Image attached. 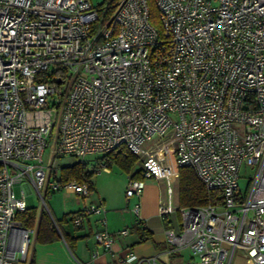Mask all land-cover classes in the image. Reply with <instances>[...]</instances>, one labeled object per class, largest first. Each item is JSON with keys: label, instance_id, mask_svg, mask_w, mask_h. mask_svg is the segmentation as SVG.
Instances as JSON below:
<instances>
[{"label": "built area", "instance_id": "2783aa9c", "mask_svg": "<svg viewBox=\"0 0 264 264\" xmlns=\"http://www.w3.org/2000/svg\"><path fill=\"white\" fill-rule=\"evenodd\" d=\"M149 1L0 0V264H27L35 229L17 216L29 188L42 201L48 189L93 199L90 182H61L54 158L87 165L122 147L140 171L127 202L145 179L170 182L184 167L211 194L197 207L159 199L161 219L179 215V231L165 232L171 252L230 264L240 250L264 264V0H151L158 27ZM243 164L255 172L245 193ZM131 211L139 220V202ZM106 212L100 199L82 204L73 224L100 217L93 238L115 264H167L113 253L128 231L110 233Z\"/></svg>", "mask_w": 264, "mask_h": 264}, {"label": "crops", "instance_id": "0c3cea01", "mask_svg": "<svg viewBox=\"0 0 264 264\" xmlns=\"http://www.w3.org/2000/svg\"><path fill=\"white\" fill-rule=\"evenodd\" d=\"M63 193L74 199L79 207L74 211H68L58 217H53L55 220H61L64 214L79 211L82 204L88 202L97 203L100 199L107 211L105 215L107 230L110 233H116L123 229L128 231L125 236L117 237L112 247L113 253L121 254L124 250H131L137 257H156L158 261L167 264H186L193 260L188 249H182L177 252L170 251L166 242L165 232L168 229L179 231V215L176 214V218L172 219L170 218V215L174 214L172 213L165 219H161L158 215L159 200L156 199L151 202L149 192L144 196L142 195L139 201H136V203H140L139 220L132 213V207L127 204L123 207L113 206L105 196L103 197L96 190L92 200L83 202H80L72 195ZM42 214L44 213H37L36 223L33 226L35 234L31 236L28 246L27 264H75V260L80 263H88L92 261V253L95 250L98 251V256L95 259L96 264H115L113 255L101 251L96 246L93 238L94 233L101 228L98 223L100 217L85 218L79 226L73 225L68 221V218L62 222L61 230L63 234L72 239L70 249L62 237L49 243H40L37 240V224ZM135 227L145 231L146 236L143 242H139V235L134 231ZM230 264L247 263L243 254L239 253L231 258Z\"/></svg>", "mask_w": 264, "mask_h": 264}, {"label": "rangeland", "instance_id": "374dc122", "mask_svg": "<svg viewBox=\"0 0 264 264\" xmlns=\"http://www.w3.org/2000/svg\"><path fill=\"white\" fill-rule=\"evenodd\" d=\"M94 7H105L109 0H90ZM49 158V149H47L43 155L44 164L48 165L47 159ZM101 159L99 155H91L86 158V166L88 171H93L94 176L92 178V183L94 185L93 194H95V190L99 192L103 197L108 199L113 206H125L126 204L132 207L136 201H139L137 198H131L127 202L124 196L125 188L127 186L128 176L124 171L120 170L117 167H112L108 170V172H103L101 165L97 163V160ZM76 162L75 159L70 157H60L54 158L52 163V168L57 171L58 175H60V168L64 166L72 165ZM172 165L174 163L172 161ZM135 169H139V164L135 166ZM177 176L173 178L170 182L166 181H155L154 179H145L144 180V190L143 196L149 192L150 201L163 199L167 201L168 197H170L172 205L174 207H178V194H179V170L177 169ZM254 170H251L246 165H242L239 170V179L238 186L243 193H245L248 189L249 181L254 177ZM52 181V177L50 179ZM149 190V191H148ZM14 193L16 197L21 196V186L16 185L14 187ZM135 201V203H134ZM25 202L27 207L34 208L38 214L41 213H49L52 217H58L62 213L68 211L76 210L79 205L76 203L74 199L70 196H66L62 190L58 192H51L48 189L43 197V201L37 196L34 189L29 188V193L25 195ZM140 204V203H139ZM176 212L170 215L172 219L176 218ZM240 250H237L235 255H238Z\"/></svg>", "mask_w": 264, "mask_h": 264}, {"label": "trees", "instance_id": "16d2710c", "mask_svg": "<svg viewBox=\"0 0 264 264\" xmlns=\"http://www.w3.org/2000/svg\"><path fill=\"white\" fill-rule=\"evenodd\" d=\"M150 4V22L154 26L157 25V13L152 4V1H149ZM103 163L106 169H111L112 167H117L120 170L124 171L126 174H131L130 177L139 179L140 171L135 169V166L138 164V159L132 155L126 148L122 147L114 152H111L107 155L101 157L98 160ZM94 176L93 171H88L86 165L74 163L69 166H64L60 168V179L61 182L67 181H76L81 183L83 181H88L92 184V178ZM93 185V184H92ZM210 195L203 185L198 181L195 173L192 169L184 167L179 169V194H178V203L179 207H197L203 206L209 203ZM77 212L64 214L61 220L53 221L47 214H42L39 218L37 224V240L40 243H49L63 238L69 248L71 249V240L68 236L64 235L61 230V224L67 218L68 221L73 224V218ZM37 213L34 208H27L25 212L20 213L17 216V220L25 228H33L36 223ZM54 222V224H53ZM74 225V224H73ZM136 234L139 235V242L145 240L146 233L144 230L139 228H134Z\"/></svg>", "mask_w": 264, "mask_h": 264}]
</instances>
